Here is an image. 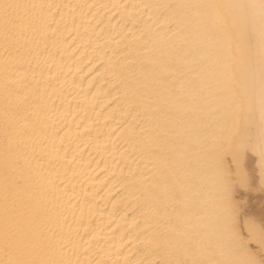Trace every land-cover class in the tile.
Listing matches in <instances>:
<instances>
[{
	"label": "bare ground",
	"instance_id": "1",
	"mask_svg": "<svg viewBox=\"0 0 264 264\" xmlns=\"http://www.w3.org/2000/svg\"><path fill=\"white\" fill-rule=\"evenodd\" d=\"M0 264H264V0H0Z\"/></svg>",
	"mask_w": 264,
	"mask_h": 264
},
{
	"label": "rangeland",
	"instance_id": "2",
	"mask_svg": "<svg viewBox=\"0 0 264 264\" xmlns=\"http://www.w3.org/2000/svg\"><path fill=\"white\" fill-rule=\"evenodd\" d=\"M237 198H238L239 202L241 203V205L244 206V204H245V199H244V197L241 195V193H237ZM243 209H244V208H243ZM260 254L263 256V253H262V252H260Z\"/></svg>",
	"mask_w": 264,
	"mask_h": 264
}]
</instances>
